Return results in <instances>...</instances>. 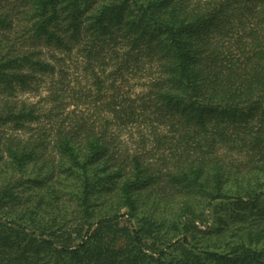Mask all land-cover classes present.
<instances>
[{
  "label": "trees",
  "instance_id": "1",
  "mask_svg": "<svg viewBox=\"0 0 264 264\" xmlns=\"http://www.w3.org/2000/svg\"><path fill=\"white\" fill-rule=\"evenodd\" d=\"M0 264H264V0H0Z\"/></svg>",
  "mask_w": 264,
  "mask_h": 264
}]
</instances>
